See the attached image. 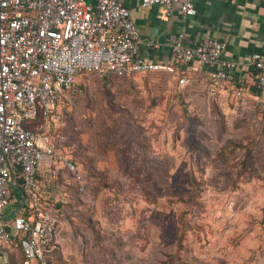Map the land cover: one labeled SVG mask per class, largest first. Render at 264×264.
Returning <instances> with one entry per match:
<instances>
[{
	"label": "rangeland",
	"instance_id": "obj_1",
	"mask_svg": "<svg viewBox=\"0 0 264 264\" xmlns=\"http://www.w3.org/2000/svg\"><path fill=\"white\" fill-rule=\"evenodd\" d=\"M56 112L51 136L87 192L71 198L82 204L64 195L52 264H264L257 107L156 72L82 75Z\"/></svg>",
	"mask_w": 264,
	"mask_h": 264
},
{
	"label": "built area",
	"instance_id": "obj_2",
	"mask_svg": "<svg viewBox=\"0 0 264 264\" xmlns=\"http://www.w3.org/2000/svg\"><path fill=\"white\" fill-rule=\"evenodd\" d=\"M195 0H140L142 7L161 5L167 15L177 8L183 18L195 14ZM140 36L121 0H0V258L18 239L24 264H49L58 249L62 224L57 210L42 195L38 176L47 173L53 192L56 182L76 185L78 198L87 192L84 174L69 152L53 143L56 106L81 75L118 78L172 74L181 87L193 82L194 70L207 69L211 87L227 93L242 109L264 106V30L262 50L250 57L258 95L249 100L245 79L234 74L236 64L223 59L226 43L204 35L190 47H170L168 63L139 54ZM150 45V44H149ZM41 118L32 130L31 123ZM20 169V170H19ZM19 170L22 183H15ZM19 188V205L11 215L12 189ZM53 199V198H51Z\"/></svg>",
	"mask_w": 264,
	"mask_h": 264
},
{
	"label": "crops",
	"instance_id": "obj_3",
	"mask_svg": "<svg viewBox=\"0 0 264 264\" xmlns=\"http://www.w3.org/2000/svg\"><path fill=\"white\" fill-rule=\"evenodd\" d=\"M121 1L129 10L139 32L140 56L153 62L168 63L170 47L180 35L183 44L190 47L196 45L202 36L210 35L226 43L223 59L236 64L234 74L245 79L249 87V100H254L258 95L250 57L262 50L260 41L264 30V0H195V14L185 18L176 7L167 15L161 5L142 7L140 0ZM206 72L207 69L194 70L193 81L208 83ZM256 107L261 109L264 119V106L257 105L253 109ZM38 183L43 196L53 198L56 202H66L63 200L67 193L64 190L53 192L44 171L40 172ZM66 196L70 199L69 195ZM13 207L10 205L5 211L6 217L14 213ZM64 227L62 225L60 231Z\"/></svg>",
	"mask_w": 264,
	"mask_h": 264
},
{
	"label": "trees",
	"instance_id": "obj_4",
	"mask_svg": "<svg viewBox=\"0 0 264 264\" xmlns=\"http://www.w3.org/2000/svg\"><path fill=\"white\" fill-rule=\"evenodd\" d=\"M104 76H111V75H104ZM112 77H114V76H112ZM130 77L131 76H127V78H130ZM259 110H261V109H259ZM40 124H41V118L39 117L36 122L31 123L29 126H27V128L30 129V130H32L35 126L40 125ZM51 133H52V130H51ZM52 139H53L52 141H53L54 145L57 147V150L58 151H60V152H66L65 150H62V149H60L57 146V142H58L57 139H55V138H52ZM70 156H71V153H70ZM19 170H16V172H15V183H16L17 186H19L22 183V181H23L22 176H21V173L19 172ZM38 180H39V176H38ZM56 182L61 186V189H63L65 191V193H67L66 195H69L70 196V199L78 196L79 193L77 191V186L76 185L75 186L74 185H71L70 186V185H68L66 183H63L62 180L60 179V177H57L56 178ZM20 197H21V194L19 192V188L15 186L12 189V199L15 198V201H16L15 204L13 205L14 206L13 207L14 210H16V208L19 205V201L18 200L20 199ZM58 202H60V204H57ZM58 202L56 203V201H54L53 199H49L50 205L51 206H54L53 208L55 210H57L58 217H60L63 220V218H62L63 217V210H62V208L65 206V203L61 202L60 200H58ZM73 203L82 204L81 201H79V199H76V200L73 199V201H71V204H73ZM18 241H19L18 239H15L14 241H12V243H11L12 245H10V246H12L14 248V250H18L19 251L20 256H21V259H22V264H24L25 258H24L23 253H22V251H21V249H20V247L18 245ZM12 249L9 247L8 249L5 250L6 251V254H7V261H6V263H2L0 261V264H18L17 262H14L12 260L13 259L12 253H11L13 251ZM56 251L57 250H55L52 253V256L49 259V264H52V257L56 253ZM3 253H4L3 249L0 248V258L3 255Z\"/></svg>",
	"mask_w": 264,
	"mask_h": 264
}]
</instances>
